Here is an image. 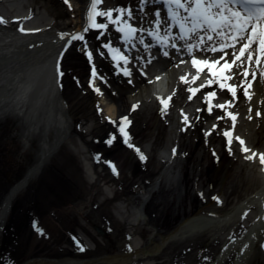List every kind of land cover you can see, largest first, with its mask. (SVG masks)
Listing matches in <instances>:
<instances>
[{
	"label": "rangeland",
	"instance_id": "1",
	"mask_svg": "<svg viewBox=\"0 0 264 264\" xmlns=\"http://www.w3.org/2000/svg\"><path fill=\"white\" fill-rule=\"evenodd\" d=\"M88 1L67 0L66 3L65 0H0V19L3 20L0 30L13 28L17 32V27L21 25L18 18L11 17L10 20L9 17L20 11L28 10V14L32 16L30 18L37 22L38 19L39 22H44L46 11L52 16L56 28L75 29L80 25V30L75 35L84 37L83 40H70L59 62V71L63 76H59L62 87L58 92L69 107L72 117L70 135L60 145L50 147V155L41 169L13 198L0 225V264H58L50 261L48 256L61 261L68 257L67 252L72 249L68 244L70 233L97 243V232L93 230V223L89 222L94 220L93 215L100 220H108L120 233L128 232V221L135 217L136 208L144 200L143 194H147L144 205L147 219L144 226L145 216L137 215L134 234L136 238L147 240L154 230L153 226L159 225L158 229L155 228L156 231L173 229L190 214L206 215L209 213V206L220 204L222 207L213 209L212 215L224 214V210L239 202L246 193L255 190L264 181L257 172V161L254 158V162L251 159L243 161L244 152L241 151L239 140L236 141L239 137L246 143L247 136L251 135L255 147L264 143V98L257 95H253L250 101L245 96L234 98V105L240 116L236 124L242 132L236 131L233 138L223 136L227 122L221 109L212 107V113L221 117L219 120L216 118L215 129H207V125L200 122L206 115L210 116L206 108H201L199 113L184 111L186 94L182 96L179 93L176 113L169 117L168 124L158 121L153 101L149 109L151 111L143 119L142 102L138 101L133 103L137 105L134 110L129 105L125 113L126 109L123 108V116L131 121L126 130L130 133L132 142L137 138L139 145L143 146V153L150 154V160L141 163L133 150L122 144L117 128L119 119L123 116H111L104 111L100 96L94 90L93 79L94 76L97 77V85L107 95L105 97L108 101L117 104L120 103L121 91L126 92L135 86V81L145 79L141 72L147 73L152 68L149 63L158 59L153 54L152 47L146 50L145 44L153 42L148 37V32H161L162 24L157 29L155 19L149 14L159 10V4H146L147 1L154 0H95V11L112 10V17H96L97 23H105L108 27L93 30L91 22L84 23ZM80 2L84 5L82 11L78 7ZM122 8L131 11V19L127 11H118ZM118 15L120 21L113 25L111 19ZM124 21L132 23L137 29H143V32L124 39L122 33L114 30L122 26ZM166 26L169 23L166 22ZM85 28L88 29L87 32L84 31ZM101 32L104 35L97 40L96 37ZM109 42L112 48L119 49V54L127 53L125 56L130 59L127 67L132 71L131 77H124L120 72L125 65L119 56L116 55L118 60L113 61L109 49L101 47ZM87 53H91V59ZM137 56L140 57L139 60L136 59ZM114 64L118 66L114 67ZM118 72L121 74H117ZM129 79L132 80L131 84ZM89 81L92 83L91 87ZM256 83L254 84L259 89L261 82ZM222 94L229 96L226 91ZM7 100L11 101H3L0 105L4 104L0 109V209L11 187L37 162L42 143V136L29 128L26 116L23 119L18 117L13 99H5ZM257 110L261 112L260 116L255 115ZM170 125H173L172 129ZM204 132H209V135L205 137ZM109 133L117 135L112 146L105 143ZM53 139L54 133L51 131L48 145L53 143ZM227 139L232 140L231 145H227ZM176 140L178 152L173 154L169 146ZM152 141L154 146L148 153L145 146ZM227 147H231L232 155L228 154ZM213 152L219 157V162L213 157ZM97 156L100 157L99 160ZM87 160L91 164V170L84 164ZM105 161H112L118 174H113ZM218 192L222 194L217 195L219 202H206L210 194L211 200ZM248 211L246 209L242 213L244 217L240 220L250 217L251 212L248 215ZM149 212L151 213L148 214ZM33 221H36V227L40 231L34 230ZM212 225L215 223L207 225L204 231L193 232L196 233L193 237L185 234L170 239L166 248L154 258L141 256L142 262L153 264L155 259L167 260L170 257L172 264H177L178 261L183 262L181 264H205L204 257L207 253H216L226 239L227 225H220L219 231H215ZM155 240L159 241L160 236H155ZM103 243L105 242H100V245ZM103 247H98L97 252ZM254 247L258 251L252 264H264V246L260 249L256 241ZM122 250H125L123 245L119 251ZM94 254L95 251L91 249L79 255V258ZM37 255L42 257L28 262L29 258ZM94 262L93 264H108L106 260Z\"/></svg>",
	"mask_w": 264,
	"mask_h": 264
},
{
	"label": "bare ground",
	"instance_id": "2",
	"mask_svg": "<svg viewBox=\"0 0 264 264\" xmlns=\"http://www.w3.org/2000/svg\"><path fill=\"white\" fill-rule=\"evenodd\" d=\"M88 3L89 2H87V5ZM78 7L82 11L84 9L83 3L81 4L80 2ZM11 17H17L21 25L17 27V32L13 28H3L6 30H0V105L3 101L5 103L11 101H5V99L12 98L14 102L13 106H15L14 109H17L18 112V117L23 119L24 116H26L25 120L28 121L27 123L29 128L32 129V131H37V133L39 132L42 136V143L37 162L28 169V172L22 179H20L11 187L8 194L6 195L3 205L0 209V225L3 223L7 215L13 198L30 180V178L36 175V173L43 166L46 158L50 155V147L60 145L70 135L72 117L69 107L63 98L60 97V92L54 88V83L55 79L57 78V64L59 62V56L62 57L72 35L76 30L80 29V25L75 29L61 30L56 28L52 22V16L46 11L44 15V22H39V19L38 22L37 20H32V18H30L32 16L28 14V10L20 11L18 14H14V16L11 15L9 17L10 20ZM169 25L172 26L171 35L178 37V31L174 24L170 23ZM0 27H2V24ZM21 28L23 31L20 30ZM165 28H167L166 23H163L160 30L164 33L162 35L166 39L168 37L165 34ZM161 32L159 31L157 34L159 35ZM175 43L181 47L185 42L177 38ZM239 46L240 45L237 44V49ZM152 52L154 54L156 53L160 55L159 50L156 47L152 49ZM253 52V59L255 60V45H253ZM204 55L205 57L198 54L195 57L197 59L219 58L218 54L216 53L209 52ZM181 57L183 62H181L182 60L180 59V61L176 62L177 64H172L171 62L166 61H162L160 64L157 63V66H153L152 68V70H154L152 72L154 79L151 82H146V79L138 82L135 81V83H137L133 88H130V90L126 92L121 91L120 103L118 104L113 101H108V99L105 97L107 95L102 91L100 86L97 85V77L94 76L93 85L95 89H99L98 94L100 96L104 111L111 116H123V108L126 109V113L131 103L140 101L142 102V107L144 110L143 119H145V117L148 115V112L151 111L149 110L152 104V96L150 92L153 89H157L158 92L169 91L173 87V83H175L174 77L178 70L181 74H185L187 72L194 73L197 70L195 67H193L192 63H190V59H188L187 55L183 54ZM245 66L251 67L257 72L258 80H255L254 82H264V77L260 76V71L264 70V57L261 58V63L259 64L248 62V64ZM203 69V72L200 71L201 78L204 76L203 73L208 74L207 69L205 67H203ZM166 76L170 85L164 90ZM250 77L251 74L248 78ZM112 78L115 79L114 76ZM241 79H244L242 75L239 79L233 76L231 79L225 82L236 85L238 91L240 89ZM176 88H178V84ZM213 90L214 89L211 91ZM253 90L256 91L255 93L257 94V97L263 98L264 90H261V88L258 89L256 86H254ZM176 95L179 96V91ZM196 100H199V97L195 98V100L189 104H195ZM232 100L233 98L230 97L228 100L227 96H223L221 93L216 91V96L210 102L213 101L214 107L216 104H224L227 101L228 104L225 105L227 111L232 112L236 118H240L237 111L233 110L234 106L229 104ZM2 107H4V104L3 106H0V109ZM41 107L42 110H40ZM212 116L213 113L210 116L206 115L203 123L207 125L206 128H210L211 124H214L213 121H216V119ZM158 121L160 120L158 119ZM228 123L231 126L227 129L230 133L229 138H233L236 131L242 132L240 126L237 127L236 120L233 121L229 117ZM170 127L172 129L173 125H170ZM51 131L54 133V139L53 143L48 145L49 134ZM173 133L172 135L176 137V134ZM247 137L248 142L244 143L243 147H246L249 149V151L244 152V156L242 158L243 161H245L246 156H251V160L254 162V159L256 160L259 158L260 153H264V143L259 147H255L253 137L251 135H248ZM135 140L137 143H140V141L138 142L137 138H135ZM153 146L154 142H149L145 146L146 151L148 153L151 152ZM79 151L82 152L81 149H79ZM253 153H255V155H253ZM159 161H161V159H159ZM84 164H86L89 170H91V164L88 160L86 163L84 162ZM257 164L260 166L263 176L261 173H259V171L257 172L261 179L263 178L264 180V164L258 163V161ZM146 190L150 193V189L147 188ZM143 195L144 200L140 206L136 208L135 217H131L128 221L130 232L133 234V238L131 240L133 242V250L131 252H118L114 256V258L117 260L129 261L133 256L137 257L139 255L154 256L166 248L170 242V239H176L177 237H182L185 234L193 237L196 234L193 232L204 231L207 228V225L213 223H215V225H212L214 226L213 229L215 231H219L220 225H227L226 240L224 242V246L222 247V253L218 254L215 264H222V261L225 258L235 261V264H252L253 259L256 257L258 251H256L254 247L256 245V241H264V181L262 184H259L255 190L253 189L250 191V193H246L239 202L234 203V205L229 209L224 210V214L215 215V213H213L215 216L210 214L212 213L213 209L216 210L217 208H221L222 206L220 204L209 206V213L206 215L192 216V214H190L180 221L179 224L173 229L164 231L153 230L154 232H150L149 238L147 240L136 238L133 232V230L136 229L135 221L138 220L137 215L144 216V205L147 199V194ZM210 195L208 196L206 202L215 201L214 199L210 200ZM217 195L222 196V194L219 192L215 194V197H217ZM246 209L249 210L248 215L251 212L249 215L250 217L240 220L241 217H244V214L242 213L245 212ZM153 227L155 228V226ZM231 234L232 236H230ZM155 236H160V240H155ZM65 261L59 264H90L89 262L78 261L77 259L70 260V263ZM181 263L183 262H178L177 264Z\"/></svg>",
	"mask_w": 264,
	"mask_h": 264
},
{
	"label": "snow or ice",
	"instance_id": "3",
	"mask_svg": "<svg viewBox=\"0 0 264 264\" xmlns=\"http://www.w3.org/2000/svg\"><path fill=\"white\" fill-rule=\"evenodd\" d=\"M67 3V0H65ZM156 3H160L161 0H155ZM163 3L169 5L167 8L169 18L178 24V37L171 35V25L165 28V34L167 35V40L164 36H156L155 32H149L150 36H153L154 39H158L159 44L162 46V54L164 57H169V51L163 50L164 48L171 47L177 52H180L181 48L175 43V40L178 38L181 41H184V46H186L189 54L192 53L195 48L197 51L206 54V53H216L218 54V59H197L193 56L191 63L193 67L199 72L201 66L207 69L209 76L207 77L206 83L208 86L213 84L226 92L234 99L237 95V86L232 83H226L233 76L237 79L242 75L244 79L240 80V87L244 88L243 95L246 98L249 97V93L246 90L245 80L248 79L251 74L252 79L256 78V71L251 67L245 66L248 62L261 63V58L264 57V0H163ZM95 4V0H94ZM172 5L175 6L176 11L173 10ZM179 10H183L185 15L181 16ZM119 12H128L129 19L132 18V13L128 9H119ZM112 17V10L108 12L95 11L91 10L88 14V19L91 21L90 27L93 30L106 29L108 27L105 23H97L96 17ZM155 25L157 29L163 21L160 19V11L155 12ZM120 21V16H116L114 19H111V23L116 25ZM0 23H3V20L0 19ZM127 24V21H124ZM23 31V29H20ZM117 32L123 33L125 39L128 37L134 36L137 32H143V29H137L130 24H127L126 28L116 27L114 29ZM85 32L88 31L87 28L84 29ZM104 33H100L96 37L97 40L103 36ZM84 37L81 35H75L71 37V40H83ZM141 43H143V37H141ZM237 44L239 48L237 49ZM253 45H255V60ZM102 48L109 49V52H118L119 49H113L111 47V42L108 44L101 45ZM150 47V45L145 44V49ZM126 51L128 49H125ZM230 50V51H229ZM89 59H91V53L86 54ZM112 60L117 61L118 58L116 55H112ZM125 67L122 70V75L124 77H131L132 71L127 67L130 63L128 56L121 55L120 58ZM136 59H140L139 56ZM183 62V61H181ZM118 66L114 64V67ZM57 72L59 76H63V73L59 71V62L57 64ZM117 74H121L118 72ZM93 75H95V69L93 68ZM141 75H144L141 72ZM260 76L264 77V70L260 71ZM179 79L183 82L185 81L184 76H180ZM193 80L196 79V76L192 77ZM128 82L131 84L132 80L129 79ZM250 84L251 81L249 80ZM89 86H92L91 81H89ZM62 87V85H61ZM200 89L205 87L204 84H201ZM99 92V89H94ZM190 95L188 99L191 100L193 96L199 91L197 88L188 87L186 89ZM216 96V91H206L203 95V102L208 105L207 111L209 114L212 113L213 105L210 101ZM159 99V98H158ZM161 110L163 111L167 104V99H160ZM226 101L224 104H216L215 108L222 109L225 112V116L230 117L235 121L236 116L227 111ZM230 106V105H229ZM137 107L136 104L131 105V109L134 110ZM199 111V110H198ZM256 116H260L261 112L259 110L255 113ZM221 119V117H217ZM251 119V116H249ZM112 124H115V121H109ZM131 121L128 120L127 116L120 117L119 125L117 132L121 138V142L128 149H133L138 156V160L141 163L146 161L145 155L141 152L138 147H135L132 143V138L130 133L126 130L130 125ZM185 124H188L187 117H185ZM217 125L213 124L212 128L215 129ZM183 130V129H182ZM205 137L209 135V132H204ZM230 135L228 130L223 132V136L228 138ZM117 139L116 133H109V138L105 140V143L108 146L112 144ZM239 140L241 145L242 152H248L249 149L243 147V140H240L239 137L236 138ZM232 140L227 139V145H231ZM229 155H232L231 147L226 149ZM176 149H173V154H175ZM213 157L219 162V157L215 152L212 153ZM255 155V153H253ZM99 160L100 157L97 156ZM245 159H251L250 156H246ZM260 163L264 164V153L259 155ZM105 163L111 169L113 174H118L117 167L112 161H105ZM214 200H217V197H213ZM33 228L36 231H40L36 227V221H33ZM75 239V238H74ZM78 243V242H77ZM79 247V244H78ZM247 247V246H246ZM84 249L80 247V251Z\"/></svg>",
	"mask_w": 264,
	"mask_h": 264
},
{
	"label": "flooded vegetation",
	"instance_id": "4",
	"mask_svg": "<svg viewBox=\"0 0 264 264\" xmlns=\"http://www.w3.org/2000/svg\"><path fill=\"white\" fill-rule=\"evenodd\" d=\"M150 213L151 212H149L148 214H150ZM144 216H145V218H143L144 219L143 225L145 226L144 223L146 222V219H147V215H145V212H144ZM93 218H94V220L89 221V222L93 223V226H92L93 230H95V232H97L96 237L99 238L97 243L95 240H88V239L84 238L83 236L77 237L78 235H76L74 233H72V234L70 233L68 244H70V248H72V249H71V251L67 252L68 257L64 258L61 261V260H57L56 258L52 259L53 257L48 256V258H50V261L59 264L61 262H64L65 260H66L65 262L70 263V260L77 259L78 261L89 262L90 264L95 263L94 261L98 262L99 260H106L108 264H144L142 262L141 256L146 257L147 255H139L137 257L133 256L132 259L129 261H120V260H117L114 258V256L118 252H122V251H124V252L130 251L131 252L133 250V248H132L133 244L130 242L133 238V234L130 232V230L128 232L120 233L119 229H116L113 224L109 223L108 220H106V219L100 220L99 218L95 217L94 215H93ZM158 226L159 225L155 226V228L158 229ZM155 228H154V230H155ZM134 231L135 230H133V232ZM102 241L105 242V243H103L104 247H103V244L100 245V242L102 243ZM127 242L129 244L126 245ZM78 244H79V247H78ZM122 245H123V248H125V250L119 251V249ZM80 247H82L84 250L80 251ZM98 247H103V248L101 251L97 252L96 249H98ZM91 249L93 251H95L96 254L85 255L82 258H79V255H83V254L87 253L88 251H91ZM188 251H190V250H188ZM157 255L158 254H156L154 256H147V257L154 258ZM34 257H35V260H33ZM34 257L29 258L28 262H32V261L34 262L37 260V258L42 257V256L37 255ZM169 259H170V257H169ZM169 259H167V260L155 259L156 261L153 262V264H172ZM222 264H231V260L225 258V259H223Z\"/></svg>",
	"mask_w": 264,
	"mask_h": 264
}]
</instances>
